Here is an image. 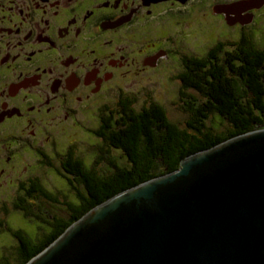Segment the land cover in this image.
<instances>
[{"label":"flooded vegetation","instance_id":"1","mask_svg":"<svg viewBox=\"0 0 264 264\" xmlns=\"http://www.w3.org/2000/svg\"><path fill=\"white\" fill-rule=\"evenodd\" d=\"M195 12L206 16L204 23L213 21L216 33L225 25L238 38L264 30V0H0V126L7 123L24 139L0 145V175L17 166L14 145L31 154L36 143L46 142L38 118L51 121L60 110L67 118L78 99L91 101L117 83L127 66L139 64L136 55L150 66L172 59L168 37ZM155 30L165 33L156 36ZM142 38L148 41L145 53L137 49ZM116 40L129 44L131 60L125 46H114ZM197 55L185 52L181 60ZM41 156L35 157L48 160ZM19 185L24 188L22 180Z\"/></svg>","mask_w":264,"mask_h":264},{"label":"water","instance_id":"2","mask_svg":"<svg viewBox=\"0 0 264 264\" xmlns=\"http://www.w3.org/2000/svg\"><path fill=\"white\" fill-rule=\"evenodd\" d=\"M25 264H264V127L111 196Z\"/></svg>","mask_w":264,"mask_h":264},{"label":"trees","instance_id":"3","mask_svg":"<svg viewBox=\"0 0 264 264\" xmlns=\"http://www.w3.org/2000/svg\"><path fill=\"white\" fill-rule=\"evenodd\" d=\"M216 39H210L211 45L201 56L183 59L179 69L178 95L188 114L185 126L171 121L158 102L136 110L132 99L123 100L119 112H111L93 132L120 150L127 164L119 165L108 156V167L98 172L68 151L64 160L67 174L61 175L75 191V200L64 202L67 215L63 217L33 213L38 198L54 197L32 178L15 207L44 221L48 231L32 240L22 229L5 227L16 238V257L13 263L4 259L0 264H25L71 223L111 196L174 171L189 154L264 125V48L248 36L235 41ZM212 115L228 124L225 130L208 124Z\"/></svg>","mask_w":264,"mask_h":264},{"label":"rangeland","instance_id":"4","mask_svg":"<svg viewBox=\"0 0 264 264\" xmlns=\"http://www.w3.org/2000/svg\"><path fill=\"white\" fill-rule=\"evenodd\" d=\"M203 19L199 13L195 12L182 30L174 28L170 33V37H168L170 42L165 41L169 45L172 44L171 49L174 53L172 59L162 58L156 65L154 63V66H150L143 63L144 57L142 59L136 55L134 57L139 64L127 66V71L117 76L119 77L117 83L112 84L105 92L98 94L91 101L85 102V100L78 99L75 105H71L72 111L68 110L67 118L64 117L63 110L57 111L51 121L38 118L37 121L46 128V142L41 140L36 143L35 150L31 151V154L21 151L22 149L14 145L19 156L17 166L10 173L0 175V260L7 259L8 262L13 263L16 257V238L5 230V227L12 230L22 229L32 240L41 238L48 231L44 221L37 220L33 214L24 215L22 210L15 207V202L19 203L18 199L25 194L24 188L28 187L30 177L37 179L43 188L54 197V200L38 198L39 202H36L35 206L32 205L33 213H39L45 218L51 215L63 217L67 215L64 202L75 200V191L68 186L66 179L61 175V173L67 174L64 160L68 151L79 157L84 165L92 166L98 172L108 167V156L114 158L119 165L127 164L128 161L120 150L103 142L93 132L110 112H119L120 100L132 99V106L136 110L158 102L164 107L167 117L171 121L180 127L185 126L188 114L183 110L178 95L180 89L178 75L179 69L182 67L181 54L189 52L202 55L203 49L211 45L210 39L218 38L216 41H229L237 39L239 35L236 30H228L226 25L224 30L216 33L218 26L214 25L213 21L204 23ZM199 22L203 23L198 24ZM222 24L224 22L220 25ZM197 25L203 27L199 29ZM164 33L161 30L154 31L156 36H161ZM253 33L254 44L264 48V30H255ZM246 34H249V31H246ZM150 41L152 39L149 40V43ZM120 45L125 46L129 53L128 60H131L135 52L129 48V44L127 45L125 40L120 43L118 40L115 41L116 48ZM145 46H148V41L146 38H142L137 49H144L142 53H145L147 52ZM104 104L108 107L104 108ZM115 113L113 114L115 115ZM208 124L221 131L228 126L217 115H212ZM18 132L7 123L0 126V145L3 146L5 142L10 146L12 139L18 142L24 140L19 139ZM41 153L46 155L48 159L46 162H43L42 159L39 161L35 157H42ZM21 180L24 182V188L19 185ZM80 191L82 190L80 189Z\"/></svg>","mask_w":264,"mask_h":264}]
</instances>
